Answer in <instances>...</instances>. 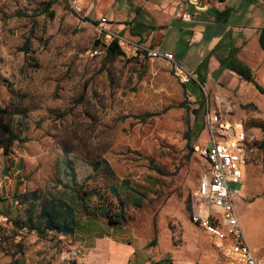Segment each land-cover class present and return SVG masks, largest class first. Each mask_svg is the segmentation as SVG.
<instances>
[{
	"label": "rangeland",
	"instance_id": "1",
	"mask_svg": "<svg viewBox=\"0 0 264 264\" xmlns=\"http://www.w3.org/2000/svg\"><path fill=\"white\" fill-rule=\"evenodd\" d=\"M239 1L244 11L253 5ZM113 2L76 0L77 14L68 0H0L1 117L21 139L8 153L0 147V264H221L213 239L194 222L204 204L195 195L207 169L196 150L206 142V101H228L230 118L247 133L244 181L235 188L264 197V95L221 67L205 80L189 70L201 87L191 82L185 95L165 62L135 52L128 40L123 55L107 59L104 26L85 19L104 23ZM262 7L254 6L239 56L264 89ZM67 163L85 182L89 207L103 206L113 218L123 208L125 223L111 228L80 211L72 236L26 229L42 226L50 202L76 205ZM122 181L144 190L141 208L127 202ZM234 203L239 216L252 213L240 195ZM253 214L255 225L261 217Z\"/></svg>",
	"mask_w": 264,
	"mask_h": 264
},
{
	"label": "crops",
	"instance_id": "2",
	"mask_svg": "<svg viewBox=\"0 0 264 264\" xmlns=\"http://www.w3.org/2000/svg\"><path fill=\"white\" fill-rule=\"evenodd\" d=\"M181 1L114 0L108 8L111 12L107 16L103 14L101 18L107 19L104 23L88 20L103 25L104 30L132 44L141 42L151 49L173 53L180 64L188 70H197L200 77H206L211 69H219L220 61L230 55H234L245 65L239 56L249 38L245 29L251 28L248 19L257 15L253 12L254 6H257V10L262 6L264 8V0H250L253 5L248 6L245 11L239 0H204L201 9ZM185 14L189 16L188 19H182ZM254 35L256 37L257 33ZM239 195L245 204L253 203L250 207L252 213L243 217L238 215L246 240L255 256L264 257V249L259 247L264 243V197L250 198V194L247 195L242 190ZM249 198L251 200L246 201ZM256 201L259 205H254ZM255 210H258L261 218L259 223L253 225ZM212 212L216 210L213 209ZM113 239H108L110 246ZM125 247L120 244V249ZM126 250L128 253L125 256L129 254V249ZM219 256L223 264V259L220 254ZM121 264L124 263L121 261Z\"/></svg>",
	"mask_w": 264,
	"mask_h": 264
},
{
	"label": "built area",
	"instance_id": "3",
	"mask_svg": "<svg viewBox=\"0 0 264 264\" xmlns=\"http://www.w3.org/2000/svg\"><path fill=\"white\" fill-rule=\"evenodd\" d=\"M68 1L71 9L78 14L76 0ZM203 1L181 2L201 9ZM188 18V15H182V19ZM101 30L105 32V49L113 41H117L119 46L126 43L123 38ZM133 50L146 54L150 59L165 62L181 85L193 82L201 87L197 78L177 61L173 53L160 52L141 43L134 44ZM231 113V104L224 99H216L214 106L208 101L205 103L206 142L197 146L196 150L205 160L207 169L195 195L196 200H203L204 204L194 216V222L213 239L214 248L221 255L223 264H264V257L255 256L246 240L234 203V196L240 194L235 187L242 185L245 176L247 133L240 122L230 118ZM213 209L216 212H212ZM79 253L78 248L72 252L74 256Z\"/></svg>",
	"mask_w": 264,
	"mask_h": 264
},
{
	"label": "trees",
	"instance_id": "4",
	"mask_svg": "<svg viewBox=\"0 0 264 264\" xmlns=\"http://www.w3.org/2000/svg\"><path fill=\"white\" fill-rule=\"evenodd\" d=\"M53 3V1L47 3V8L52 6ZM85 20L97 25L91 20ZM259 45L261 49L264 50V26L259 32ZM105 53L107 59H112L123 55V50L117 41H113L108 47H106ZM144 56L147 55L145 54ZM220 67L221 69H227L233 72L245 82L253 84L257 90L264 95V89L254 81L251 70L238 61L234 55H230L227 59L221 60ZM203 80H205L204 77ZM183 86L185 88V95H187L189 92L185 85ZM181 107H185V105L182 103ZM3 113L4 110L0 109V147L4 148L5 152L8 153L10 152L12 144L16 141H21V139L18 135L14 134L11 124L2 120L1 114ZM18 113L21 114V117H25L24 112H17V114ZM262 148H264V144ZM94 165H96V163H94ZM66 168L72 184L71 198L75 197L77 201L76 205L68 206L65 209H58L52 202H50L44 209L42 226L40 224L33 223L26 227L29 232H35L38 236H43L49 231L59 235L72 236L76 233L77 226L81 222L82 217L80 215V211H84L85 218L100 216L101 218L107 219L111 228L126 222V216L123 213V208L120 209L115 218L111 217L103 206L100 207L99 211L92 210L89 207L88 200L82 197V190L85 182L77 183L78 178L75 168L71 163H67ZM120 187L124 192H126L127 202L135 208L142 207V201L145 195L142 188L132 187L128 181H122ZM91 197L92 195H89L88 199Z\"/></svg>",
	"mask_w": 264,
	"mask_h": 264
},
{
	"label": "water",
	"instance_id": "5",
	"mask_svg": "<svg viewBox=\"0 0 264 264\" xmlns=\"http://www.w3.org/2000/svg\"><path fill=\"white\" fill-rule=\"evenodd\" d=\"M99 46V41H96L95 43H94V48H97Z\"/></svg>",
	"mask_w": 264,
	"mask_h": 264
}]
</instances>
